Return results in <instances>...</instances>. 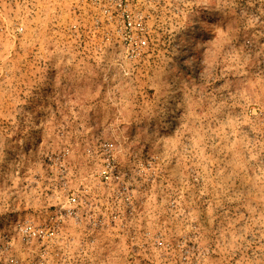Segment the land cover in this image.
Listing matches in <instances>:
<instances>
[{
	"label": "rangeland",
	"instance_id": "1",
	"mask_svg": "<svg viewBox=\"0 0 264 264\" xmlns=\"http://www.w3.org/2000/svg\"><path fill=\"white\" fill-rule=\"evenodd\" d=\"M118 3L0 0V264H264V0Z\"/></svg>",
	"mask_w": 264,
	"mask_h": 264
},
{
	"label": "built area",
	"instance_id": "2",
	"mask_svg": "<svg viewBox=\"0 0 264 264\" xmlns=\"http://www.w3.org/2000/svg\"><path fill=\"white\" fill-rule=\"evenodd\" d=\"M122 0H119L118 6L121 7ZM101 169L99 171V177L109 183L113 180H118L120 178V170L118 169L117 163L114 157V144L112 142H106L101 145ZM76 202V197L71 196L68 198V203L73 205ZM23 233L26 234L28 238H44L48 235H52V231L46 227L33 226L31 224H26L23 228Z\"/></svg>",
	"mask_w": 264,
	"mask_h": 264
}]
</instances>
